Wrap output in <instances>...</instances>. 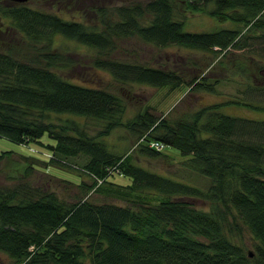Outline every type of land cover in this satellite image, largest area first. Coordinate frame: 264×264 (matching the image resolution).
I'll use <instances>...</instances> for the list:
<instances>
[{
    "label": "trees",
    "instance_id": "1",
    "mask_svg": "<svg viewBox=\"0 0 264 264\" xmlns=\"http://www.w3.org/2000/svg\"><path fill=\"white\" fill-rule=\"evenodd\" d=\"M38 1L0 0V136L47 146L48 162L92 176L91 185L76 182L92 192L68 202L28 181L0 186V250L14 264H264V138L237 135L242 122L258 129L264 120L221 111L232 103L264 107L229 100L190 118L168 121L146 110L123 123L120 95L72 82L55 70L72 61L63 38L96 50L92 66L119 83L179 87L184 78L177 71L112 58L119 42L137 38L159 48L178 45L227 56L264 43V0H135L95 7L93 23L31 6ZM65 1L68 8L79 3ZM187 12H206L218 26L186 30ZM251 49L262 54L261 48ZM234 62L246 65L243 59ZM190 86L213 91L202 76ZM61 115L68 116L63 123ZM69 115L107 121L106 129L91 136ZM123 124L137 131L138 144L129 154L115 155L98 137ZM44 135L53 142L44 143ZM152 139L178 149L186 168L208 185L138 164L133 152L138 158L169 157L150 147ZM7 152H0V170ZM80 154L89 158L85 167L67 161ZM183 198L204 200L208 208ZM243 226L254 239L250 252L234 240Z\"/></svg>",
    "mask_w": 264,
    "mask_h": 264
},
{
    "label": "rangeland",
    "instance_id": "2",
    "mask_svg": "<svg viewBox=\"0 0 264 264\" xmlns=\"http://www.w3.org/2000/svg\"><path fill=\"white\" fill-rule=\"evenodd\" d=\"M62 1L64 0H39L31 3V6L56 12L67 19L74 18L93 23L98 20L94 11L95 7L109 8L135 0H78L79 3L71 5L70 8H68L66 1ZM186 14L188 20L186 30L208 32L213 31L214 27L218 26V21L206 12H187ZM219 25L222 26V23ZM60 42L65 45V49H68V56L72 61L69 64L56 66L57 69L55 70L72 82L97 88H109L110 91L120 95L125 103L123 123H127L146 110L168 121L177 120L182 116L190 118L195 111L202 107L229 100H238L264 107V43H261L260 40L254 42L253 46L261 48L262 54H256V51H252L253 46H246L242 50L231 51L227 56L221 54L222 57L210 52L191 50L178 45L159 48L146 44L137 38L119 42V49L112 55V58L177 71L184 78V83L176 88L171 86L154 87L138 83H119L107 70L92 66V60L97 56L96 50L84 45H75V42L63 38H60ZM236 59H243L246 65L240 67L237 64L236 67L234 65ZM245 67H247L245 75H241L240 71ZM201 76L213 85V91L206 89L194 91L191 89V81L195 77ZM221 111L224 114L245 118L249 121L264 120V111L244 105L225 104L222 106ZM60 117L59 121L63 123L66 119L63 121L62 119L68 116L61 115ZM69 117L75 120V123L83 127L91 136L98 135L106 129L107 121L104 120L76 115H69ZM53 120L59 122L56 118ZM257 126L258 129L247 122H242L237 129L238 137L241 139L242 136H250L253 141L259 137L264 138V125L258 124ZM73 132L76 134L75 131ZM245 132L251 133L247 134ZM98 139L105 143L115 155L125 152L129 154L138 144V133L123 124L110 130L107 135L98 137ZM41 140L44 143L53 142L47 135H44ZM144 143H147V141H144ZM162 149V152L169 157L150 158L142 156L138 158L134 152L133 155L138 164L150 170L201 187L208 185L207 178L191 173L186 168V165L183 164L185 157L178 149L170 145H166ZM2 151L10 152L5 153V157L1 161L0 186L13 185L21 180L28 181L32 185L55 192L59 198L68 202H74L82 197L85 192H92L83 188L81 189L84 192L81 191L80 186L76 183L82 181L87 185H91L93 178L89 173L78 171L74 167L48 162L50 160L49 155H52V153H50L51 151L47 146L39 142L28 140L19 143L0 136V152ZM88 159L86 155L80 154L67 159V161L85 167ZM113 175V178L118 176L117 174ZM93 197L99 201L113 200L110 199L112 197L100 198L97 195ZM183 200L200 209L208 208V203L201 199L183 198ZM234 240H237L247 252L253 250L254 239L246 227H242L241 235ZM0 264H14V262L8 254L0 250Z\"/></svg>",
    "mask_w": 264,
    "mask_h": 264
},
{
    "label": "built area",
    "instance_id": "3",
    "mask_svg": "<svg viewBox=\"0 0 264 264\" xmlns=\"http://www.w3.org/2000/svg\"><path fill=\"white\" fill-rule=\"evenodd\" d=\"M149 145H150V147H152L158 151H162L163 150L162 148L166 146L163 142H161L159 140H152L149 142ZM49 156L51 157L52 155H49Z\"/></svg>",
    "mask_w": 264,
    "mask_h": 264
},
{
    "label": "water",
    "instance_id": "4",
    "mask_svg": "<svg viewBox=\"0 0 264 264\" xmlns=\"http://www.w3.org/2000/svg\"><path fill=\"white\" fill-rule=\"evenodd\" d=\"M9 1L16 2V3H25L31 0H9Z\"/></svg>",
    "mask_w": 264,
    "mask_h": 264
}]
</instances>
